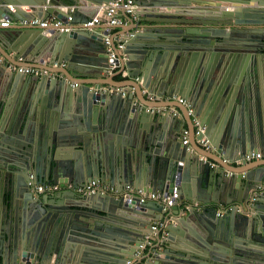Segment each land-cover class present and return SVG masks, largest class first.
Listing matches in <instances>:
<instances>
[{"label": "water", "instance_id": "obj_1", "mask_svg": "<svg viewBox=\"0 0 264 264\" xmlns=\"http://www.w3.org/2000/svg\"><path fill=\"white\" fill-rule=\"evenodd\" d=\"M102 2L0 0V19L13 23L0 27L4 60L15 64L11 46L63 74L33 78L0 66V264H127L146 237L157 241L146 248L148 264H264V162L235 170L223 161L264 150V0H138L168 11L134 9L133 30L109 45L100 25L58 32L17 24L69 13L73 24L85 22ZM53 61L64 65L52 69ZM111 62L117 70L109 74ZM124 70L126 78L115 79ZM105 77L127 93L86 79ZM130 86L159 94L165 106L175 97L191 102L203 132L195 135L187 114L193 142L188 135L183 143L175 116L140 109ZM202 136L232 168L200 159L209 155ZM30 174L36 183L129 184L201 209L181 214L176 202L164 210L136 197L36 193Z\"/></svg>", "mask_w": 264, "mask_h": 264}, {"label": "built area", "instance_id": "obj_2", "mask_svg": "<svg viewBox=\"0 0 264 264\" xmlns=\"http://www.w3.org/2000/svg\"><path fill=\"white\" fill-rule=\"evenodd\" d=\"M138 0H109L107 3H104L100 6V8L97 10L96 14H94L89 20L81 23H76L73 24V15L72 13H69L66 15L65 20H61L54 15H49L45 19H40V18H32L29 20H23L20 21V25H24L26 27H39L43 29H53L58 32H68L70 31L73 27H91L94 25H100L103 27L105 31L108 32V30L119 26L122 24L121 17L119 16V9L123 10L124 13L127 14H134L133 10L136 7V2ZM75 6H70L69 9L70 11H74ZM10 21L8 19H0V27L5 28L10 25ZM106 32V33H107ZM106 45H109L110 38L108 36L105 37L104 40ZM122 44H118V48H122ZM109 51V56L111 58L115 57V54L113 51H111V48H108ZM7 64V68L13 71H17L23 74H28L32 76H45V75H50V76H58L62 77L63 74L61 72H49L46 68H44L42 65H45L44 62L43 64H38V65H32V66H24V65H16L10 62H6L4 58L0 55V65ZM63 62H58V61H53L51 63V68L52 69H58L61 66H63ZM117 67L114 64V62H111V70L116 71ZM112 71V72H113ZM122 76L126 77L127 72L124 70L122 72ZM76 83H71V86L75 87L77 86ZM110 93H117L121 91L122 95H125V91H123L121 88L118 87H107L104 91H108ZM142 94L147 98L149 101H154L156 100L159 96V94L155 92H151L147 89H142ZM179 103H182L185 105L187 108V114L191 115L192 117V123L195 126V135H200L203 132V129L198 125V119L194 115V109L189 101H185L182 98L175 97ZM146 110H151L157 113H162V114H171L173 116H178L179 112L178 110L173 106V105H168V106H142ZM183 134V143L188 142L187 136L189 135V131L187 129H183L182 131ZM198 144L204 149V150H213L214 146L211 144L210 140L206 138L205 136L200 137L197 140ZM200 159L204 162H207L208 165L212 168L217 166V163L214 161L208 159L205 156H200ZM258 160V159H264V150H257V151H251V152H246V153H237L236 156L233 159H228L224 158L223 161L228 164H235L239 165L242 163V161H251V160ZM230 173V172H229ZM28 185L30 187V190L32 192L36 193H57L61 191H74L78 194L81 195H91V194H107V195H112V196H127L129 198L136 197L139 199L140 202H145L148 200H154L158 201L164 204L163 209L165 210L167 207L172 206L175 202L180 204L181 202L177 201L174 196L172 195H167L163 192L160 191H146L143 190L142 188H136L132 185L126 184L123 185L122 187H117L115 185L109 184L102 182L101 180L94 179L90 180L82 185H74L71 182L67 183H36L33 180V175L30 174L28 178ZM255 196L252 197L254 199ZM195 208L197 211L201 209V205L198 202H191L187 201L185 202L184 208L181 209V211L187 212L188 210H192ZM222 212L219 211L217 212V215L221 214ZM163 224L161 222H155L151 226V230H153L154 233H156L159 230V227H161ZM150 244L149 238L145 239V242L141 243L139 245V250H137L134 253V256L130 259L127 260V264H134L137 259H141L142 256H144V252L147 248V246ZM142 264H148L142 263Z\"/></svg>", "mask_w": 264, "mask_h": 264}, {"label": "crops", "instance_id": "obj_3", "mask_svg": "<svg viewBox=\"0 0 264 264\" xmlns=\"http://www.w3.org/2000/svg\"><path fill=\"white\" fill-rule=\"evenodd\" d=\"M106 1L108 2L109 0H104V2H102V3H100V4L96 5V6L95 5L92 6L95 9V12L92 14V16L94 14H96L97 10L100 8V6L102 4L107 3ZM224 5H226V4H224ZM79 8L81 9V11H86V9L88 10V8H86V6H81ZM25 9H26V11H30L29 8H27V7H25ZM60 9H61V11H66V8L65 7H60ZM135 9L138 10V11L143 12V14L144 13L145 14H151L152 12L155 13V11H168V10H166L165 7H161V8H159V10H156L151 5H149V6H142V5L138 6L137 4H136ZM119 16L121 17L122 24L119 25V26H116V27H114V28H112L110 30H108V32L105 35V37L108 36L110 38V42L111 43L112 42H119V40L122 39V37H124L126 35V33H127L128 30H133L132 29V27L134 26V23L133 22L137 19V17L134 14L124 13V11L121 10V9H119ZM146 17H148V16H146ZM17 24L20 25L19 22ZM10 25H13V23H10ZM4 32H6L5 29H0V36H2V34ZM29 32L33 33L34 31H29ZM0 46H1V44H0ZM1 47H0V50L2 51ZM9 49H10V53L8 54V58L11 61H13L15 64L24 65V66H32V65H38L39 64L38 61L40 60V56L34 57V56H30V55H23L22 53H17V52H15L14 48H12L11 46L9 47ZM0 66H2V65H0ZM112 71L113 70L109 71V74L112 73ZM32 77L34 78V77H37V76H32ZM124 78H126V77L120 75V76H117V78H115V79H118L119 80V79H124ZM81 79L82 78H79V79H77V81H82ZM86 79L93 80V81H100L101 82V89H103V91L107 87H109L108 85H106V82L109 81V77H105V78H93V79L86 78ZM126 88H128V87H126ZM130 88H131V93L134 94V96H135L134 103H136L137 105H139V108L142 109L143 104H141L142 101L140 102V100H139L141 98L140 95H143L142 94V91H140V93L138 92V94H137V92L135 90V87L130 86ZM174 99H176V98H174ZM146 100H147V98H146ZM156 101L157 100H154V101L147 100L146 103L147 104H150V105H148V107L157 106V105H160V106H163L164 105V101L163 100H159L157 102ZM172 101H173L172 103L174 104L173 106L179 112V115L178 116H175V118L181 123V127H184L183 129H187L189 131V135H190L189 141L191 140V142H193V133H192L191 121H190L187 113L185 112V105H183V104H181V103H179L178 101H175V100H172ZM72 104H75V101L74 100H72ZM169 115H171V114H169ZM202 115L203 114L201 113V117H202ZM150 125H151V123H150ZM206 138H208V137H206ZM211 141H213V138H212ZM193 146H194V143H193ZM206 152L210 155V156L208 155L209 157L205 155L206 157H208V159L214 161L217 164L220 163L221 164L220 166H226V168H232V167H229L231 165L224 164V163L221 162V160L218 162L217 161L218 160V156L216 155L215 151H212L211 150V151H206ZM66 153H69V151H64V154H66ZM261 162H264V159H258V160L253 159L251 161H248V163L246 165L239 164V165H234V166H235V170H242V169H244V168H246V167H248V166H250L252 164L261 163ZM220 169H222V167H220ZM224 171L226 172L227 175H230V173L228 171H226V170H224ZM187 201L188 200H185V199L179 200V202H181L179 204V207L181 209H183L184 208V205H185V202H187ZM181 209H180L181 214L186 213V212L183 213L181 211ZM166 233H167L166 231H161V237L165 236ZM152 236L155 238V233H152ZM145 239H144V242H145ZM155 244H157V241L156 240H150V244L147 246V248L150 247V246H153ZM192 246L193 245L191 244L190 247H192ZM160 249H164V246H161ZM146 254H147V249L145 250V252H144L143 255L145 256ZM169 254H172V253H169ZM144 256L141 257L142 260L141 259H137L134 264L146 263V259H143Z\"/></svg>", "mask_w": 264, "mask_h": 264}]
</instances>
